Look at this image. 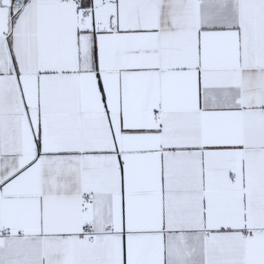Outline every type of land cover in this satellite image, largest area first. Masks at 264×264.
Listing matches in <instances>:
<instances>
[{
  "label": "snow or ice",
  "instance_id": "snow-or-ice-1",
  "mask_svg": "<svg viewBox=\"0 0 264 264\" xmlns=\"http://www.w3.org/2000/svg\"><path fill=\"white\" fill-rule=\"evenodd\" d=\"M0 264H264V0H0Z\"/></svg>",
  "mask_w": 264,
  "mask_h": 264
}]
</instances>
